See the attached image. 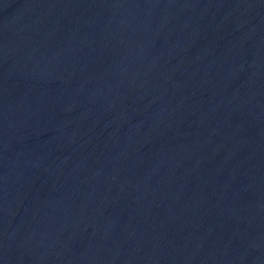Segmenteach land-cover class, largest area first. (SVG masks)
I'll use <instances>...</instances> for the list:
<instances>
[{
    "label": "water",
    "instance_id": "obj_1",
    "mask_svg": "<svg viewBox=\"0 0 264 264\" xmlns=\"http://www.w3.org/2000/svg\"><path fill=\"white\" fill-rule=\"evenodd\" d=\"M0 264H264V0H0Z\"/></svg>",
    "mask_w": 264,
    "mask_h": 264
}]
</instances>
